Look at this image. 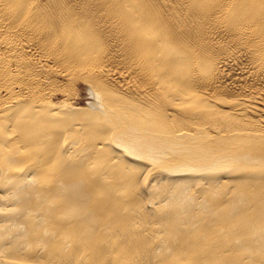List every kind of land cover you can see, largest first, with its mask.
<instances>
[{
    "label": "bare ground",
    "instance_id": "obj_1",
    "mask_svg": "<svg viewBox=\"0 0 264 264\" xmlns=\"http://www.w3.org/2000/svg\"><path fill=\"white\" fill-rule=\"evenodd\" d=\"M0 264H264V0H0Z\"/></svg>",
    "mask_w": 264,
    "mask_h": 264
},
{
    "label": "rangeland",
    "instance_id": "obj_2",
    "mask_svg": "<svg viewBox=\"0 0 264 264\" xmlns=\"http://www.w3.org/2000/svg\"><path fill=\"white\" fill-rule=\"evenodd\" d=\"M80 90V91H79ZM87 95V96H86ZM82 96V97H81ZM85 97V99H84ZM87 97V98H86ZM89 97V98H88ZM78 98V99H77ZM83 99V100H82ZM89 99V100H88ZM91 95L89 94L88 90L85 87H80L77 92V97L75 96L72 99V102L77 106H87L88 103L91 101ZM79 100V101H78ZM78 102V103H77ZM88 102V103H87Z\"/></svg>",
    "mask_w": 264,
    "mask_h": 264
}]
</instances>
